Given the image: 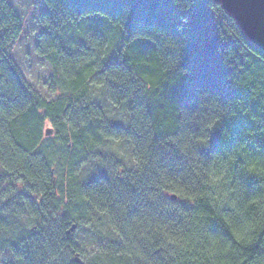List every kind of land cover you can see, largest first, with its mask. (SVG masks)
<instances>
[{
	"label": "trees",
	"instance_id": "1",
	"mask_svg": "<svg viewBox=\"0 0 264 264\" xmlns=\"http://www.w3.org/2000/svg\"><path fill=\"white\" fill-rule=\"evenodd\" d=\"M42 2L34 52L65 94L50 103L8 54L22 25L0 0L3 264H264V50L213 0ZM92 87L127 127L106 122ZM108 140L130 144L131 168L103 175L94 151ZM78 154L97 170L82 177ZM217 210L240 214L228 227ZM25 215L36 229L18 233Z\"/></svg>",
	"mask_w": 264,
	"mask_h": 264
},
{
	"label": "rangeland",
	"instance_id": "2",
	"mask_svg": "<svg viewBox=\"0 0 264 264\" xmlns=\"http://www.w3.org/2000/svg\"><path fill=\"white\" fill-rule=\"evenodd\" d=\"M8 1L20 17L22 25V34L8 50V54L28 85L31 86L32 89L46 102H56L59 98H63L65 94L60 90L59 81L52 78L49 66L42 63L41 59L38 58L34 52L38 37L47 32V28L43 26L41 22L42 17L47 12L46 7L42 0ZM89 92L92 96V103L102 104L99 105L104 111V118L107 123L127 127L128 122L123 108L112 106L105 100L104 92L98 88L92 87ZM46 129H51L52 135H54L55 129L50 123H45L43 130L45 131ZM47 141H49V161L51 162V168L55 180L58 183L62 181L65 182L64 178L62 179L64 170L58 168L59 162H62L64 150H62L63 148L58 144L59 142L54 139V136L52 138L44 137L43 143L47 144ZM96 147L97 148L94 152L101 157L98 158L97 156V158L101 161L103 159L107 164V169L103 172V175H112L113 172L117 173L122 167H132V149L128 142L108 140L104 141L102 144H97ZM75 158L78 164H80V170L82 169V177L89 176L93 171L97 170V163L95 160L98 159L91 160L83 154H78ZM58 200L60 202L64 201L65 203V198L61 196L58 197ZM50 208L52 212L49 214L53 217L56 216L53 212L54 210H57L62 214L65 213L66 210L64 205L58 206L57 201L53 202ZM93 225L87 228L90 229L95 227V232L99 231L102 234L104 233V230L100 225L97 226L95 223ZM35 229L36 221L34 218L25 215L20 221L18 233L33 231ZM79 232L80 231H76L75 237H79ZM96 241L100 242L99 240ZM7 259L8 258L4 253L0 254V264H3V261L6 262ZM8 263L10 264L9 260Z\"/></svg>",
	"mask_w": 264,
	"mask_h": 264
},
{
	"label": "water",
	"instance_id": "3",
	"mask_svg": "<svg viewBox=\"0 0 264 264\" xmlns=\"http://www.w3.org/2000/svg\"><path fill=\"white\" fill-rule=\"evenodd\" d=\"M235 19L246 37L264 50V0H213ZM45 137L52 135L51 129L44 131ZM175 199V196H172Z\"/></svg>",
	"mask_w": 264,
	"mask_h": 264
},
{
	"label": "clouds",
	"instance_id": "4",
	"mask_svg": "<svg viewBox=\"0 0 264 264\" xmlns=\"http://www.w3.org/2000/svg\"><path fill=\"white\" fill-rule=\"evenodd\" d=\"M200 143H204L203 141H200ZM254 170V169H252ZM262 172H264V169H261ZM160 198L161 200H168L169 198L166 197V196H163L162 194H160ZM173 203H178V202H175L173 201ZM194 203H197V207H199V203L194 201ZM154 208L158 207V204H154L153 205ZM181 208H184V207H190L189 205H186V204H181L180 205ZM215 207V205H214ZM240 213L239 212H233L231 214H228V215H221L219 210L216 211V213L212 216V220L213 221H223V224L228 226V227H232V221L235 219L236 216H238ZM261 226H264V220L261 221ZM234 235H237L239 236V233H234Z\"/></svg>",
	"mask_w": 264,
	"mask_h": 264
}]
</instances>
